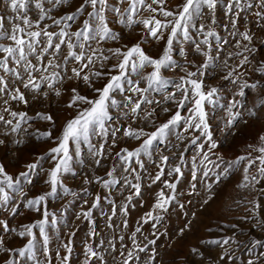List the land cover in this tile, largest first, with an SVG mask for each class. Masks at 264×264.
<instances>
[{
  "label": "rangeland",
  "instance_id": "374dc122",
  "mask_svg": "<svg viewBox=\"0 0 264 264\" xmlns=\"http://www.w3.org/2000/svg\"><path fill=\"white\" fill-rule=\"evenodd\" d=\"M84 0H70V3L52 8L51 4L45 0V8L50 9L49 17L40 19L38 11L32 7L28 13L33 22L39 20V27L48 31L58 33L61 28L68 32H75L83 27V21L90 19L87 15L90 8H85L83 13H77L73 20H67L68 15L76 12L77 8L83 4ZM151 3V0H147ZM232 0H219V4L214 14V23L205 9L202 20H197V26L203 23L205 30L211 29L215 35L208 37L212 47L201 45L202 50L209 51L214 58L210 66L203 70L204 74L197 79L203 80L205 89L215 87L218 89L216 99L217 105L206 104V111L209 113L208 123L211 128L213 140L217 143L216 149L209 150L210 142L201 136L197 143L191 144L193 136H199L198 132H185L186 124L171 127L167 135L153 143L149 149L151 155L141 153L139 161L132 158L125 162L122 158L126 155L124 149L133 151L141 144L140 140L130 139L124 136V131L130 126L132 129L143 128L145 132H153L156 128L167 122L169 118L178 110L172 101H166L164 96L167 92H176L177 99L181 94L176 91L174 85L180 82V78L186 76L187 71H197V68L206 62V57L195 51V43L203 39L196 28H190L192 41H184L182 36L174 42L173 58L179 67L175 70L164 69L162 75L170 81L166 89L156 91L150 89L147 93L149 99L159 103L142 104L137 113L131 112L132 105L124 107L125 96L132 95L133 99L140 97L130 91L115 93L114 98L121 102V107H110L109 112L112 119L105 122L107 136H103L99 127L90 134V144L81 141L79 151L74 142L70 143L71 171L62 173V186L58 187L55 195L47 197L42 205L49 212V223L46 231L49 235L48 249L51 253V264H60L56 255L59 249L60 255L64 256L65 250L59 247L62 243H67L70 239L72 252L68 264H84L85 252L90 244L94 250L103 256V260L92 259L91 264H123L129 251H134L138 259H133L131 264H248L254 261L255 264H264V177H260L257 166L253 165L249 169V175H256L260 181L255 186L242 188L239 185L243 182L245 164L233 165L238 157L251 155L256 158L260 155L255 149L264 145L260 137L264 136V20H260L254 15L257 11H264L256 7L258 0H250L253 4L251 9H245L238 18L236 27L233 28L231 15L226 12V5ZM244 3L249 0H243ZM183 0H166L164 7L170 11H177ZM120 7L124 12V19L127 21L128 8L127 0L120 4L118 0H109L110 10L106 13L109 27L117 34L116 40L105 41L91 40L86 43L83 50L85 56L93 57L94 64L84 68L81 76L89 75L90 81L86 83L82 78H76L71 71L72 68L81 69L87 59L76 61L69 57H64L68 53L66 46H62L59 54L55 57V63H59L61 68L55 69L60 73L62 79L54 84L56 91L43 85L39 92L25 89L23 84L11 73L5 74L0 70V75L5 77L7 89L0 91V116L4 121L12 120V124L0 121V165L14 179L21 180L24 187L25 196H20L8 189L14 199L9 203L7 209H0V220L7 221L10 231H5L0 226V238L3 239V246L0 247V264H48L47 254L43 245V237L39 229H34L36 233L35 257H20L18 249L25 247L30 237H21L19 232L24 231V226L36 223L41 220L42 212H37L28 207L27 200L46 195L51 192V186L47 183L49 172L55 166L56 161L52 159L50 150L58 145V138L61 137L66 123L77 116L78 112L88 107L80 102L77 106L68 107L73 96L72 89L89 99H96L98 93L94 89L103 88L109 82L110 75L117 74L113 68L117 64V58L112 55L110 49L126 50L139 43L144 51L153 58L161 56L166 47L167 32L164 40H155L146 34V30L141 24L129 26L127 22L121 24L120 17L111 11V7ZM153 7H157L153 5ZM14 15L6 2L0 0V16H4L5 28L10 29L7 17ZM153 15L143 8L133 19L148 18ZM156 18L164 19L159 13ZM171 19V18H169ZM54 20H60L59 25ZM93 28L96 21L91 20ZM33 30H37L33 28ZM249 30L253 36L250 48L252 52L244 51V45L240 33ZM94 35V32H93ZM74 39V38H73ZM45 41L41 37V43ZM226 41V43H225ZM240 44L237 47V44ZM0 43L8 44L10 41L4 40ZM183 48L186 59L180 54ZM80 51V49H76ZM248 57V63L238 69L240 78L233 83L236 73L232 77L225 79L231 69L236 68L243 60V56ZM231 54V57L229 56ZM3 54H0L2 56ZM110 57L104 60L103 57ZM32 62L37 63L34 57H30ZM53 59L51 55L45 57V63ZM10 66L16 69L14 62L10 61ZM21 74L27 79V75L20 69ZM53 69L49 68L48 75ZM103 75L97 77L95 72ZM152 69L150 67L143 70L147 75ZM39 77L40 73H34ZM69 77H72L69 79ZM135 73L129 72L127 79H138ZM246 81L248 84H257L255 89H244L245 95L238 96L240 83ZM125 88L131 85L125 81ZM91 85V86H90ZM20 88L24 93L27 104L10 99L15 88ZM140 87H147L146 82L141 81ZM47 93L45 96L44 93ZM235 98L240 104L233 109V113L240 115L231 126L228 125L229 114L227 105ZM190 104L185 109L180 110L182 116H188ZM168 108L169 111H163ZM7 109V110H6ZM152 116L147 113L152 112ZM11 112L26 113L27 119L20 121L21 127L13 131L19 117L13 118ZM122 113H128L124 116ZM254 113V114H252ZM39 114L51 115L52 121L41 119ZM147 117V118H146ZM119 129V131H116ZM45 132H51L48 139L41 138ZM115 132V136H113ZM115 139V144H113ZM204 144V152L209 159L203 160V153L198 145ZM104 146L103 156H95L94 152L99 146ZM119 153L120 155H117ZM169 157L167 164L161 163V157ZM222 157V159H221ZM100 160L99 166L96 160ZM141 162L143 167H141ZM37 164V168L29 172L31 183H27L20 173L29 171L28 165ZM175 166H180L182 176H169L168 172ZM136 171L132 172L130 169ZM163 168L164 175L161 181L152 183L153 178L160 169ZM129 169V171H125ZM112 172L109 176L108 173ZM204 172H208L204 176ZM193 174L196 179L193 180ZM137 175L139 179H137ZM125 177L133 184L141 185V194L133 195L134 189L125 184ZM116 180L118 183L105 187L103 181ZM168 180L177 183L175 190L176 200L168 207V211L160 213L154 206L161 189L165 194L171 190L164 186L163 181ZM99 181V182H98ZM211 185V191L207 185ZM195 185V187H193ZM64 188L70 189L71 194H65ZM132 195L131 201L126 198ZM99 196L100 201L97 207L92 208L95 198ZM211 196V199L208 197ZM208 200L207 203L204 201ZM87 201V203H85ZM258 205V206H254ZM127 206V214L122 209ZM183 205V207H181ZM15 207V215L11 214V209ZM91 209L92 215L89 219L83 218L81 213ZM149 212L162 215L163 219L158 223L149 220L144 223V218ZM155 223V227L153 224ZM140 232H136L137 228ZM183 230V234L181 231ZM95 232V236L91 233ZM70 233L74 235L69 236ZM135 233V243L132 235ZM123 237V240L120 239ZM230 238L228 245L221 247L214 243L216 240ZM155 240V244L149 241ZM259 241V244L255 242ZM101 242L102 245H101ZM136 244L141 247L146 246V251L138 252ZM114 245V248H113ZM5 249L11 250L6 251ZM196 249L197 251H193ZM227 250V255L221 259V255ZM123 253V255H122Z\"/></svg>",
  "mask_w": 264,
  "mask_h": 264
},
{
  "label": "snow or ice",
  "instance_id": "6c2138e0",
  "mask_svg": "<svg viewBox=\"0 0 264 264\" xmlns=\"http://www.w3.org/2000/svg\"><path fill=\"white\" fill-rule=\"evenodd\" d=\"M8 3L11 12L14 14L12 16L7 17L9 24L11 25L10 29L5 28V17L0 16V41H10L8 44L0 43V70H2L5 74L11 73L13 74L22 84L25 89H29L31 91L39 92L43 85H46L47 88L53 89L56 91V95H60V91L54 89V84L62 79L60 77V73L55 71L57 68H61L59 63H55V57L59 54L61 47L66 46L69 50L67 55L64 57L67 60L69 57L74 58L76 61H84L87 59V63H84L81 69L72 68L76 78H82L86 83L90 81L89 75L81 76V73L84 68H87L90 64H94L93 57L96 56V52L99 51L102 53L101 49H97L92 52L91 56H85V52L83 51L86 47V43L91 40L105 41L108 39L116 40L118 38L117 34L109 27L106 13L110 10L109 8V0H84L83 4L77 8L76 12L66 17L67 20H73L76 18L77 13H83L85 8H90L91 11L87 13L90 19L83 21V27L75 32H68L65 30L68 26L61 28L58 33L48 31L47 29H41L39 27V20L33 22L28 13L32 7H34L38 13L40 19L45 17H49L50 9L45 8V0H6ZM49 4H51L52 8L57 6L68 4L70 0H47ZM118 3L123 4L125 0H118ZM128 8L125 10L128 13L127 21L124 19V12H122L120 7L113 6L111 7V11L116 13L120 19L119 22L124 24L127 22L129 26L133 24H141L143 28L146 30V34L151 38L159 41L165 39V32H167L166 39V47L163 50L162 54L158 58H153L149 56L144 49L141 47L139 43L133 45L126 50L110 49L112 55L117 58V64L113 66V68L117 71V74L110 75L109 82L104 85L103 88L94 89L95 92L98 93L96 99H89L86 96L80 95L76 89H72L73 96L71 98V102L68 107L77 106L78 103L82 102L86 104L88 107L79 111L77 116L73 119L69 120L63 128L61 137L58 138V145L50 150V155L53 160L56 161L55 166L49 172V179L47 181L51 186V192L46 195H40L39 197L32 198L27 200V205L30 208H33L37 212H42V219L37 221L36 223L24 226V231L19 232L18 235L21 237L27 236L30 237L28 243L25 247L18 249V255L20 257H31L33 260L35 257V240L36 233L34 229H39L40 234L43 237V245L45 249V253L47 254L48 264H51L50 259V251L48 249V244L50 242L49 235L46 231V225L49 223V212L46 208H43V203L47 200L48 196L55 195L58 187L62 186L61 175L62 173H67L71 171L70 162L72 160V155L70 154V143L74 142L76 145L77 151H79L81 141L88 142L90 144V134L95 131V128L98 126L100 132L103 136H107V130L105 128V122L112 119L110 115L109 109L110 107H121V102H118L114 98V94L124 93L125 91H130L133 94L138 95L140 98L134 100L132 95H128L124 97L126 103L123 104L124 107H127L129 104L132 105L131 112L133 114L137 113L138 110L141 109L142 104H152L159 103L158 101H153L148 98L147 93L150 89L155 88L156 91H162L167 88L170 81L166 79L162 75V70L170 69L175 70V68L179 67L177 61L173 58V45L174 42L179 39L181 36L184 41H192L193 36L190 34V28H196L197 31L202 35L203 39L199 42H196L194 47L197 53H201L204 57H206V62L200 65L197 68V71H186V76L180 78V82L174 85L177 92L181 94V98L177 99L176 92H167L164 96L166 101H172L176 104L177 111L169 118V120L161 125H159L155 131L153 132H145L143 128L140 129H132L130 126L124 131V136L130 139L140 140L141 144L138 148L133 151H129L124 149L126 153L122 158L125 162L129 161L132 158H137L139 161V157L141 153H147L151 155L149 149L152 147L153 143L157 140L163 139L168 130L180 124L182 121L186 124L184 128L185 132H198L199 136H193L190 143L196 144L197 140L200 139L201 136L207 138V141L210 142L209 150L216 149L218 147L217 143L213 140L212 132L210 125L208 123L209 113L206 111L205 105H217L218 100L216 96L218 94V89L215 87H211L209 89H205V85L203 80L194 78L199 75H203L205 69L210 66V63L214 61V58L209 54V51H204L201 48V45H206L209 49H211L212 45L208 39V37L214 36L215 33L211 29L205 30L206 26L201 23L197 26L196 21L202 20L205 15V9L207 13L210 15L212 22L214 23V14L216 8L219 4V0H183V3L178 7L177 11L173 12L167 10L164 5L166 0H151V3H148L147 0H127ZM156 5L157 7H153ZM253 4L250 2L244 3L243 0H232L231 3L226 5L227 14L231 15V23L233 28L236 27L238 18L240 17L241 12L245 9H251ZM256 7L260 9H264V0H258ZM143 8L146 11H150L153 15L148 18L141 19H133L134 16ZM156 13H159L164 19L156 18ZM260 20H264V11H257L254 13ZM171 18V19H169ZM91 20H95V26L91 23ZM54 23L59 25L61 23L60 20H54ZM264 27V25H261ZM33 28L37 30H33ZM94 32V35H93ZM243 41H247L248 43L244 45V51L252 52L254 49L250 48L253 36L250 34L249 30L240 33ZM41 37L45 38L44 43H41ZM74 38V39H73ZM226 43V41H225ZM240 44L238 42L237 47ZM76 49H80V51H76ZM180 54L186 57V53L183 48L180 49ZM51 55L53 59L48 60L45 63V57ZM239 55L243 56V52L239 53ZM231 57V54H229ZM30 57H34L37 63H33ZM104 60L110 59V57H103ZM10 61L14 62L17 66L16 69H13L10 66ZM248 63V57L243 56V60L237 65L236 68H233L229 71L228 76L225 79H228L236 73L235 79H233V83H236L240 78V73H238V69L242 68L244 64ZM150 67L152 71L147 75L144 74L143 70ZM49 68L53 69L51 73L45 75L44 73H48ZM20 69L23 70V73L27 75V79L25 80V76L21 74ZM129 72L135 73L139 78L132 80L127 79ZM34 73H40L39 77L34 75ZM93 75L100 77L103 75L101 72L97 71ZM72 77H69L71 79ZM131 85L130 88H125V83ZM141 81L146 82L147 87H140ZM91 86V85H90ZM8 87L7 82L5 81V77L0 75V91L6 90ZM240 91L237 93L238 96H244L246 88L255 89L257 84H248L246 81L240 83L239 85ZM46 96L47 93L45 92ZM10 99L13 101H20L27 104L26 97L23 92H21L20 88H15L14 92L11 94ZM190 104L188 107L189 115L182 116L181 111L185 109L186 106ZM240 104L239 100L233 98L229 104L227 105V112L229 114L228 125L231 126L235 119L240 115L238 112L233 113V109ZM7 110V109H6ZM155 109L152 112L147 113V116H152ZM163 111L168 112V108H164ZM13 118L19 117L16 125L13 127V131H17L20 129L21 124L20 121H24L27 119L26 113H10ZM124 116H127L128 113H122ZM254 114V113H252ZM41 119L52 121L51 115L39 114ZM147 118V117H146ZM0 121H4V117L0 116ZM6 124L11 125L12 120L4 121ZM119 131V129H116ZM113 136H115V132H113ZM51 137V132H45L42 134L41 138L48 139ZM261 141H264V136L260 137ZM3 141H0L2 144ZM113 144H115V139H113ZM200 151L203 153V161H207L209 159L208 154L204 152V144L201 143L198 145ZM260 153L256 158H251V155L238 157L235 161H233V165H240L241 163L245 164L244 167V177L243 182L239 185L242 188H248L250 185L255 186L260 181L257 179L256 175H249V169L253 167V165L257 164L259 161V165L257 166V172L260 177H264V145L255 149ZM104 154V146L100 145L99 149L94 152L95 156H103ZM117 155H120L117 153ZM169 157L163 156L161 157V163L167 164ZM222 159V157H221ZM96 164L99 166L100 160H96ZM141 167L143 164L141 162ZM37 164L33 163L28 165L29 171L20 173V176L24 178L27 183H31L29 179V172L36 169ZM132 172L136 170L134 168L130 169ZM125 171H129V169H125ZM109 176L112 175V172L108 173ZM164 175L163 168L157 173V175L153 178L152 183H156L161 181V177ZM169 176L177 175L182 176V171L180 166L173 167L169 172ZM208 172H204V176H207ZM139 179V176L136 177ZM196 179V175L193 174V180ZM99 182V181H98ZM118 183L116 180L112 181H103L105 187H108L110 184ZM164 186L171 190L169 194H165L164 190L158 193V199L154 206L155 210H158L160 213H164L168 211V207L171 203L176 200L175 190L177 187L176 182L164 180ZM125 184L134 189L133 195L139 196L141 194V185L133 184L131 180H128L125 177ZM195 187V185H193ZM209 191H211V185H207ZM11 189L13 193H16L20 196H25L24 187L21 184V180L14 179L10 174H8L3 165H0V209H7L9 203L14 199V196L11 195L8 191ZM65 194H71L70 189L64 188ZM133 198L132 195H129L126 199L131 201ZM212 197L209 196L208 199ZM100 201V197L97 196L92 204V208L98 206ZM205 203L208 200L204 201ZM87 203V201H85ZM254 206H258L255 205ZM183 207V205H181ZM11 214L15 215V207L11 210ZM124 214H127V206L125 205L122 209ZM83 218L89 219L92 215L91 209L87 211H83L81 213ZM162 215L153 214V212H149L147 216L144 218V223H148L149 220L159 222L162 220ZM0 226L5 231H10L9 225L7 221L0 220ZM155 227V223L153 224ZM141 229L138 227L136 232H140ZM183 234V230L181 231ZM74 235V233H70L69 236ZM91 235L95 236V232L91 233ZM123 240V237H120ZM133 242L135 243V233L132 235ZM230 242V238L223 240H216L214 243L223 247L224 245H228ZM3 239L0 238V247L3 246ZM103 242H101L102 245ZM259 244V241L255 242ZM149 244H155V240L149 241ZM59 247H62L65 250V255L61 256L59 249H57L56 255L60 260V264H68L72 247L71 241L67 243H62ZM136 250L138 252L146 251V246L141 247L136 244ZM114 248V245H113ZM6 251H11L5 249ZM193 251H197L193 249ZM227 250L225 253L221 255V259H224V255H227ZM123 255V253H122ZM138 259V256H135L134 251H129L127 253V257L124 259L123 264H131L133 259ZM92 259L103 260V256L100 255L93 247L89 244L86 248L85 252V261L84 264H91ZM10 264H15V261H11ZM248 264H255L254 261L249 260Z\"/></svg>",
  "mask_w": 264,
  "mask_h": 264
}]
</instances>
